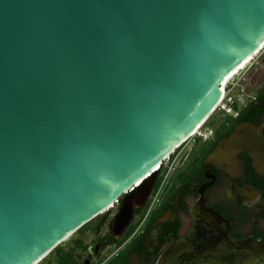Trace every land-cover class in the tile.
I'll return each instance as SVG.
<instances>
[{"label":"water","instance_id":"obj_1","mask_svg":"<svg viewBox=\"0 0 264 264\" xmlns=\"http://www.w3.org/2000/svg\"><path fill=\"white\" fill-rule=\"evenodd\" d=\"M263 47L264 0H0V264H38L124 197L120 237ZM192 213L156 264H264Z\"/></svg>","mask_w":264,"mask_h":264},{"label":"flooded vegetation","instance_id":"obj_2","mask_svg":"<svg viewBox=\"0 0 264 264\" xmlns=\"http://www.w3.org/2000/svg\"><path fill=\"white\" fill-rule=\"evenodd\" d=\"M241 110L205 128L201 142L180 158L183 168L180 162L174 167L147 215L161 181L159 174L148 200L134 209L120 237L115 236L113 224L124 197L115 211L74 240L69 238L38 264H156L171 243L193 228L192 211L201 203L229 221L222 228L231 237L264 242V111L255 119H245ZM226 140H233L231 147L213 157Z\"/></svg>","mask_w":264,"mask_h":264},{"label":"rangeland","instance_id":"obj_3","mask_svg":"<svg viewBox=\"0 0 264 264\" xmlns=\"http://www.w3.org/2000/svg\"><path fill=\"white\" fill-rule=\"evenodd\" d=\"M238 78L241 77L242 80L240 81V86L238 87L237 92L235 93V96L237 97V100H240L241 103L247 101V96L244 92L249 93L250 96H254L256 92L262 87L264 84V49L254 58V60L243 70L241 71L238 76ZM228 115L226 111L223 109H217L215 113L211 116L207 123V127L212 126L213 124H216L217 122L221 121L223 117ZM232 115V113H231ZM201 142V139L196 137L194 139L189 140L187 143H185L178 152H182L181 159L185 154L190 153L192 150H195L196 146ZM177 152V153H178ZM193 152V151H192ZM180 159V160H181ZM180 162V161H179ZM178 162V163H179ZM181 165L179 168H183V160L180 162ZM178 168V169H179ZM162 180L160 181L161 184ZM117 206L115 205L114 208L104 212L94 220H92L90 223H88L86 226H84L80 231H78L73 237L70 238V240H74L76 236L80 233L86 230L87 228L94 226L96 222L105 216L109 212L115 211ZM66 243L62 244L65 245ZM61 245V246H62ZM61 246L59 248H61ZM53 253L48 257H52ZM47 258V259H48ZM46 259V260H47Z\"/></svg>","mask_w":264,"mask_h":264},{"label":"built area","instance_id":"obj_4","mask_svg":"<svg viewBox=\"0 0 264 264\" xmlns=\"http://www.w3.org/2000/svg\"><path fill=\"white\" fill-rule=\"evenodd\" d=\"M238 74L235 75L233 78H231V80L226 84V86L224 88V97H223V100H222V102L218 108V109H223L228 114H231V113L233 114L234 112H236V110L240 111L249 102H251L252 100L255 99V95L250 96L249 93L244 92L245 95L247 96V101L241 103L240 100H237L235 93L237 92L238 87L240 86L239 85L240 81L242 80L241 77H239V78L237 77ZM235 106H236V108H235ZM208 121H207V123H208ZM207 123H205V125L201 128V130L198 132V134L196 136H194L192 139H194L196 137L202 138L205 135V128L207 127ZM180 148L177 149L176 151H174V153L171 156H169L162 163V165L159 168L162 182H161V184H159L158 188L155 190L154 194L152 195L151 204H150L149 209L147 211V215L149 214L151 209L154 207V205L158 202V199L163 192L164 186H165L169 176L171 175V172L173 171L174 167L177 166L178 162L180 161L181 154H182V152H178L180 150Z\"/></svg>","mask_w":264,"mask_h":264},{"label":"trees","instance_id":"obj_5","mask_svg":"<svg viewBox=\"0 0 264 264\" xmlns=\"http://www.w3.org/2000/svg\"><path fill=\"white\" fill-rule=\"evenodd\" d=\"M241 111V117H246L245 119H255L264 111V85L256 92L255 99Z\"/></svg>","mask_w":264,"mask_h":264},{"label":"bare ground","instance_id":"obj_6","mask_svg":"<svg viewBox=\"0 0 264 264\" xmlns=\"http://www.w3.org/2000/svg\"><path fill=\"white\" fill-rule=\"evenodd\" d=\"M264 49V47L254 56L252 57L250 60H248L244 65H242L234 74H232L223 84L222 88L224 89L226 84L231 80V78H233L235 75H237L239 72L243 71L253 60L254 58ZM210 118H208L203 124L202 126L200 127V129L192 136L190 137L187 141H189L190 139H192L194 136H196L198 134V132L201 130V128L205 125V123H207V121L209 120ZM114 208V206H113ZM71 238V237H70ZM68 241V240H67Z\"/></svg>","mask_w":264,"mask_h":264}]
</instances>
